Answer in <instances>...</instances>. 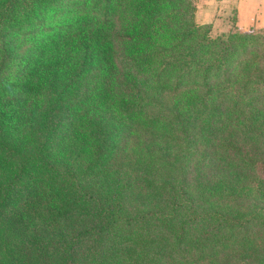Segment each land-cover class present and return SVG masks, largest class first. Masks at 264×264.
I'll use <instances>...</instances> for the list:
<instances>
[{"label":"trees","instance_id":"obj_1","mask_svg":"<svg viewBox=\"0 0 264 264\" xmlns=\"http://www.w3.org/2000/svg\"><path fill=\"white\" fill-rule=\"evenodd\" d=\"M77 2L0 0V264H264V28Z\"/></svg>","mask_w":264,"mask_h":264},{"label":"crops","instance_id":"obj_2","mask_svg":"<svg viewBox=\"0 0 264 264\" xmlns=\"http://www.w3.org/2000/svg\"><path fill=\"white\" fill-rule=\"evenodd\" d=\"M242 30L264 28V0H198L196 20L198 24H213L215 30L226 31L225 20H232Z\"/></svg>","mask_w":264,"mask_h":264},{"label":"rangeland","instance_id":"obj_3","mask_svg":"<svg viewBox=\"0 0 264 264\" xmlns=\"http://www.w3.org/2000/svg\"><path fill=\"white\" fill-rule=\"evenodd\" d=\"M79 1V0H78ZM60 2H63V4H65V5H63V6H60L62 9H71L72 11L73 10H77V0H60ZM231 18H233L232 20H230V21H228V20H225V21H222V22H224L222 25H225V24H227L228 25V23H229V26L231 27L232 25H233V21H234V19H236L235 18V16H231ZM227 31V30H226ZM214 34H213V36H217L216 34H220V35H226V34H224L225 33V31H222V32H220V31H218V28L216 29V30H214ZM222 37H226V36H222ZM159 96V95H158ZM120 121V119H116V122H119ZM67 126H69V123L66 125V127ZM68 129V128H67ZM161 133V132H160ZM159 133V134H160Z\"/></svg>","mask_w":264,"mask_h":264}]
</instances>
